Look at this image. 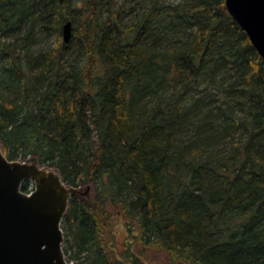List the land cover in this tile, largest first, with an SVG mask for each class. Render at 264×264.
Listing matches in <instances>:
<instances>
[{"label":"trees","instance_id":"1","mask_svg":"<svg viewBox=\"0 0 264 264\" xmlns=\"http://www.w3.org/2000/svg\"><path fill=\"white\" fill-rule=\"evenodd\" d=\"M110 1L0 0L4 154L94 182L61 221L77 264H148L134 244L171 264H264V60L224 0H147L129 24L103 15ZM66 20L70 41L35 53ZM204 80L217 102L192 94ZM107 207L125 218L120 251Z\"/></svg>","mask_w":264,"mask_h":264},{"label":"water","instance_id":"2","mask_svg":"<svg viewBox=\"0 0 264 264\" xmlns=\"http://www.w3.org/2000/svg\"><path fill=\"white\" fill-rule=\"evenodd\" d=\"M233 21L264 60V0H224ZM72 23L62 25L68 43ZM25 180L34 189L21 190ZM91 185L70 186L55 167L38 160H9L0 145V264H77L63 252L61 221L70 198L87 199Z\"/></svg>","mask_w":264,"mask_h":264},{"label":"rangeland","instance_id":"3","mask_svg":"<svg viewBox=\"0 0 264 264\" xmlns=\"http://www.w3.org/2000/svg\"><path fill=\"white\" fill-rule=\"evenodd\" d=\"M164 4L167 5L168 3H177L179 1L183 0H163ZM147 4V0H111L110 1V9L112 13H103V15H110L114 16L115 11L118 12V15L116 17L118 18L116 22H120L121 24H129L132 21H134L137 17V15L142 11L144 6ZM68 18L71 19V14L68 13ZM60 40H62V36L57 37L55 34L51 32L47 33H41L37 35L36 42L33 46V51L35 53L40 51H47L50 48H53L55 44L59 43ZM220 73H222V77L225 78L230 77L233 79V71H227L225 68H223ZM192 94L197 93V91H200L202 94L204 93L207 95L208 100L212 101L213 103L217 102L216 99L219 97L220 94H218V90L216 87H214V83H210L209 80H204L203 82H200L199 84H194L192 87ZM147 100L149 102H146L149 106H152L154 104V101L151 97H148ZM238 116H241L242 113L238 112ZM194 130L193 128L189 127L183 133L179 136L180 140L184 143L190 141L194 136ZM242 138L243 136H237V138ZM235 137L231 138V140H228L227 144L224 143L223 145L214 146L213 149L210 147V150L212 151H223L225 152V149L229 148L232 143L235 141ZM180 142V141H178ZM17 160H26L24 158H17ZM47 165V164H44ZM52 167V166H51ZM85 184L91 185V195L87 199H83L86 203H89L92 201V199H97L95 197V184L93 181H81L78 183V185L84 186ZM23 192H30L34 189V183L32 180H25L22 184ZM94 197V198H93ZM94 201H92L93 203ZM95 202H97L95 200ZM107 213L110 214L111 222L109 223L108 227L111 228V231L114 232V234L111 235V237L108 239V244H112L113 248L116 251H120L123 248V245L127 240H130L127 236V231L125 229V218L122 216L121 213L118 212V210L114 207H107ZM63 231V243H62V249H64L66 246L65 239L67 236H65V231ZM134 250L141 256V258L146 261L148 264H171L167 254L157 248H146L142 245H133ZM67 251L65 253V256L69 262L74 261L78 262L76 259H71L69 255L73 251L72 249H69L67 247Z\"/></svg>","mask_w":264,"mask_h":264}]
</instances>
